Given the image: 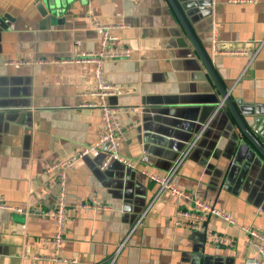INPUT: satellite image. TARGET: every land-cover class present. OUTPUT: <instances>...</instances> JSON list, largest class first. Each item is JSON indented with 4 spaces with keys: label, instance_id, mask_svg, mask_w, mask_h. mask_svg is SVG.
<instances>
[{
    "label": "crops",
    "instance_id": "1",
    "mask_svg": "<svg viewBox=\"0 0 264 264\" xmlns=\"http://www.w3.org/2000/svg\"><path fill=\"white\" fill-rule=\"evenodd\" d=\"M192 2L185 11L177 2L183 18L241 121L264 146V0ZM40 3L0 0V198L20 209H0V264H55V221L47 213L58 185L45 168L103 130L99 109L83 107L94 101L85 95L94 65L73 61L100 49L92 20L113 28L115 47L131 51L128 59L107 62L103 75L115 89L107 101L120 110V154L135 168L111 162L101 170L100 155L80 159L68 172L69 208L95 199L107 209L69 212L61 250L73 260L67 264H107L121 244L114 264L257 258L240 227L264 235V157L220 105L167 1L63 0L45 15ZM143 171L159 178L172 172L171 184L215 205L235 225L210 217L206 233L174 227L176 211L190 202L168 192L157 196L158 185ZM209 233L231 243L208 241Z\"/></svg>",
    "mask_w": 264,
    "mask_h": 264
},
{
    "label": "built area",
    "instance_id": "2",
    "mask_svg": "<svg viewBox=\"0 0 264 264\" xmlns=\"http://www.w3.org/2000/svg\"><path fill=\"white\" fill-rule=\"evenodd\" d=\"M238 1V0H232ZM92 25L95 30L100 34V49L93 53L82 56L73 60L74 62H87L94 65L93 70V88L87 92L85 95L94 99L89 103L83 104V107L98 108L101 115V121L103 125L102 133L89 145L81 146L76 148L68 155L62 159L56 160L49 163L45 172L48 174H55L56 183L58 185L57 200L54 209L47 213L48 216L55 221V232L52 236L50 243L52 244L53 254L51 260L55 264H67L73 263V260L62 256L61 250L64 242L65 228L67 221L69 219V212L76 209H94V210H106V206H101L95 199H91L89 202H83L74 206V208H69L66 204L65 198L67 193V176L68 172L72 170L80 159L85 157L95 158L97 156H102L100 161V169L104 170L111 162H117L125 168L134 169L135 162L124 158L120 154V145L123 135V128L119 122V109L117 106L108 103L107 99L114 95L115 89L111 84H109L103 75L104 65L113 60L125 58L128 59L131 55V51L128 48L115 47L114 43L117 37L111 33L110 26H105L99 23L97 20H92ZM212 48L214 52L216 51L215 45V32L212 34ZM27 62H15L9 61L7 64L11 66L26 64ZM222 102L220 103V105ZM219 105V106H220ZM201 137L199 133L190 144L189 148L193 147L197 140ZM149 181L154 182L158 185L157 196L163 192H168L170 195L183 198L190 202L189 209H178L175 213V218L172 223L174 227L184 226L190 230H200L203 233L207 232L206 220L210 217L218 218L225 221L229 225H235V221L221 212L215 207V205L209 202L200 200L196 197L191 196L189 193L182 191L175 187L170 182L172 175L169 174L166 178H159L153 173L146 171L142 172ZM0 209H7L12 211L20 212V209H14L8 206L0 198ZM144 214H142V217ZM141 217V218H142ZM138 220L133 226L132 232L136 229L139 224ZM240 229L245 233L247 242L253 246L256 250L257 258H253L247 262V264H264V235L257 232L254 229L241 226ZM207 240L219 244H230L231 239L216 233H209ZM123 244L119 245L115 253L109 258L107 264H114L117 255L122 248ZM37 259V258H35Z\"/></svg>",
    "mask_w": 264,
    "mask_h": 264
},
{
    "label": "water",
    "instance_id": "3",
    "mask_svg": "<svg viewBox=\"0 0 264 264\" xmlns=\"http://www.w3.org/2000/svg\"><path fill=\"white\" fill-rule=\"evenodd\" d=\"M62 1L63 0H42V3H40L42 15H45V14L49 13L50 11L57 9L58 4L61 3ZM166 1H167L168 5L170 6L171 10L173 11V13L175 14V16L177 17V19H178L181 27L183 28L187 38L189 39V41L191 42V44L195 48L198 56L200 57L202 63L204 64V67L206 68L209 76L211 77L212 81L214 82V84H215V86H216V88L220 94V97L222 99V103L225 104L226 107L228 108V110L231 112V114H232L234 120L236 121V124L238 125L242 134L251 142V144L264 157V146L261 145V143L250 133V131L245 126V124L241 121V118L239 117V114L237 113L234 105L232 104L230 98L228 97L227 92L224 90V88L219 83L217 77L215 76L213 69L211 67V63L208 61V59L205 57V55H203V52L201 51V49H200L198 43L196 42L190 28L188 27L185 19L183 18L181 10L185 11L186 8L193 6L192 4L195 5V3L192 2V0L187 1V2H182V0H166ZM177 2H179L178 4H179L181 10L179 9ZM202 125H204L203 121H199L198 127H200V129L203 127ZM198 131L196 132V134L198 133Z\"/></svg>",
    "mask_w": 264,
    "mask_h": 264
}]
</instances>
